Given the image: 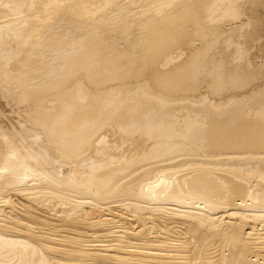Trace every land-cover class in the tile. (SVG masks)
Returning <instances> with one entry per match:
<instances>
[{
	"label": "bare ground",
	"instance_id": "1",
	"mask_svg": "<svg viewBox=\"0 0 264 264\" xmlns=\"http://www.w3.org/2000/svg\"><path fill=\"white\" fill-rule=\"evenodd\" d=\"M256 226L264 0H0V264H264Z\"/></svg>",
	"mask_w": 264,
	"mask_h": 264
},
{
	"label": "rangeland",
	"instance_id": "2",
	"mask_svg": "<svg viewBox=\"0 0 264 264\" xmlns=\"http://www.w3.org/2000/svg\"><path fill=\"white\" fill-rule=\"evenodd\" d=\"M166 207H168V208H170V206H166ZM226 215V214H225ZM261 229V230H258V229ZM258 230V231H257ZM246 231H248V229L246 230ZM256 231H257V233L259 232V231H261V232H263L264 230H263V228L262 227H260V226H256ZM260 233V232H259ZM261 234V233H260ZM263 235V234H262ZM256 241H264V239L262 240L261 238H260V240L258 239V240H256ZM259 245H263L262 243L261 244H259Z\"/></svg>",
	"mask_w": 264,
	"mask_h": 264
}]
</instances>
